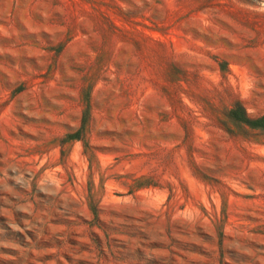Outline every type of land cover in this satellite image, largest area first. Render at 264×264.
<instances>
[{"label": "rangeland", "instance_id": "obj_1", "mask_svg": "<svg viewBox=\"0 0 264 264\" xmlns=\"http://www.w3.org/2000/svg\"><path fill=\"white\" fill-rule=\"evenodd\" d=\"M0 264H264V0H0Z\"/></svg>", "mask_w": 264, "mask_h": 264}]
</instances>
